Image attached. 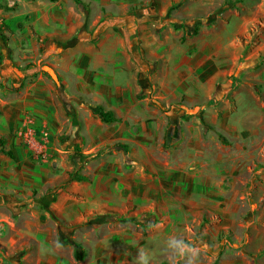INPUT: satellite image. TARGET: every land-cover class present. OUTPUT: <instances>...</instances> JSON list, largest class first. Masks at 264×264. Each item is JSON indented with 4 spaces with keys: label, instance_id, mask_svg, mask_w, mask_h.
Listing matches in <instances>:
<instances>
[{
    "label": "rangeland",
    "instance_id": "374dc122",
    "mask_svg": "<svg viewBox=\"0 0 264 264\" xmlns=\"http://www.w3.org/2000/svg\"><path fill=\"white\" fill-rule=\"evenodd\" d=\"M230 2L224 6L234 9ZM97 12L86 15L87 25L73 38H87L95 49L103 41L101 24L108 20ZM257 16L241 36L240 61L223 66L234 72L224 81L219 100L224 110L208 112L216 107L210 102L207 109L196 110L185 102L180 120L204 122L193 135L203 134L202 145L195 137L189 143L183 127L170 121L171 104L158 96L148 101L143 92L130 101L117 97V104L134 106L135 112L124 114L139 119L150 109L166 115L164 139L141 134L134 119L129 135L117 129L116 121L103 123L96 109H108L107 104L83 93L71 95L73 78L67 81L73 90L62 82L68 65L49 54L56 40L44 39L24 63H5L0 57V91L10 90L1 98L27 107V123L12 132L6 145L16 159L0 148V216L5 218L0 241L9 245H0L2 253L18 264H264V111L249 107L264 108V16ZM170 25L181 30L183 44L198 34L196 28ZM237 90L244 103L240 108ZM225 113L243 121L237 128L247 135L257 130L261 143L254 159L247 155L241 161L242 173L221 175L225 185L216 184L217 190L193 191L185 186L186 178L191 181L185 177L186 152L201 146L210 155L243 154L235 133L213 134L210 117L224 120ZM170 240L200 251L179 256Z\"/></svg>",
    "mask_w": 264,
    "mask_h": 264
},
{
    "label": "crops",
    "instance_id": "0c3cea01",
    "mask_svg": "<svg viewBox=\"0 0 264 264\" xmlns=\"http://www.w3.org/2000/svg\"><path fill=\"white\" fill-rule=\"evenodd\" d=\"M226 1L0 0V57L5 63H24L29 59L26 54L40 49L44 39L56 40L52 41L53 52L49 54L57 63L68 65L64 69L68 77L61 80L67 83L73 78L74 90L68 83L66 89H72L74 92L70 94L73 96L83 93L94 102L107 104L108 109L101 107L114 113L117 129L124 135L131 134V121L134 119V123L141 128V134L150 132L157 142L164 139L167 120L169 122L166 115L150 109L139 119L124 114L126 111L135 112L134 106L125 109L126 106L117 104V97L123 96L130 101L143 92L148 101L151 96H158L167 106L171 104L167 113L172 116L170 121L183 127V136L191 139L189 143H193L195 137V142L202 145L206 143L203 134L193 135L195 130L200 131L204 122L180 120L185 113V102L196 110L207 109L210 102L216 106L213 110L207 109L211 113L225 108L219 100L227 86L224 81L234 72L223 66L237 65L241 59L240 49L244 46L241 36L258 20L257 15L264 16V0H231L234 9L224 6ZM96 11L107 15L108 20L101 24L103 41L95 49L88 44L89 39L73 38L79 29L87 25L86 15L92 14L93 17ZM175 23L184 25L186 29L196 28L198 34L183 44L179 41L181 30L173 31L170 25ZM89 29H92V22ZM40 40L41 44H38ZM23 42L26 44L23 45ZM155 62L157 66L154 67ZM93 66L96 72H89ZM9 92L8 88L0 91V138H5L7 144L12 132L27 123L24 114L27 107L1 98ZM237 92L240 94L237 90L235 95ZM215 94L217 98L213 99ZM179 101L184 103L177 104ZM242 103L243 99L237 95V107L240 108ZM249 107L252 111L259 108L264 111L257 104ZM223 117L224 120L213 114L210 117L213 134L235 133L237 138L234 140L240 139L239 150L243 154L225 155L220 152L210 155L201 150V146H198V151L186 152L185 177L191 181L186 178L185 186L193 191H213L217 190L216 184L225 185L219 182L222 179L220 176L232 177L242 173L245 163L241 161L247 155L254 159L256 147L261 143L262 137L257 130L247 135L237 128L243 121L231 118L230 113L223 114ZM167 137L172 139L171 130ZM251 138L257 139L247 144ZM218 143L215 136V144ZM205 178L209 180L207 185L200 182ZM3 221L5 218L0 216V235ZM0 245L9 247L2 241ZM18 262L8 259L0 248V264Z\"/></svg>",
    "mask_w": 264,
    "mask_h": 264
},
{
    "label": "trees",
    "instance_id": "16d2710c",
    "mask_svg": "<svg viewBox=\"0 0 264 264\" xmlns=\"http://www.w3.org/2000/svg\"><path fill=\"white\" fill-rule=\"evenodd\" d=\"M96 112L97 114H99V116L102 119V122L105 124H111L117 121V119L114 117V113L112 111L105 110L104 107H100V106L97 107ZM6 145H7L6 139L0 138V148H1L2 153L6 155L7 157H9L10 159L15 160L16 157L14 153L11 150H7Z\"/></svg>",
    "mask_w": 264,
    "mask_h": 264
},
{
    "label": "clouds",
    "instance_id": "9594fccd",
    "mask_svg": "<svg viewBox=\"0 0 264 264\" xmlns=\"http://www.w3.org/2000/svg\"><path fill=\"white\" fill-rule=\"evenodd\" d=\"M169 246L177 252L179 256L189 255L194 257L196 253L200 251L198 247H192L188 244H185L183 241L170 240Z\"/></svg>",
    "mask_w": 264,
    "mask_h": 264
},
{
    "label": "water",
    "instance_id": "95a60500",
    "mask_svg": "<svg viewBox=\"0 0 264 264\" xmlns=\"http://www.w3.org/2000/svg\"><path fill=\"white\" fill-rule=\"evenodd\" d=\"M50 74H51V76H52L53 78L56 79V76H55V74L53 73V71H50Z\"/></svg>",
    "mask_w": 264,
    "mask_h": 264
}]
</instances>
